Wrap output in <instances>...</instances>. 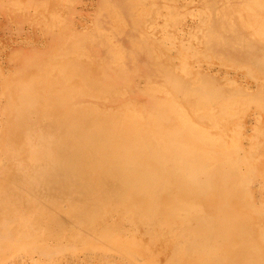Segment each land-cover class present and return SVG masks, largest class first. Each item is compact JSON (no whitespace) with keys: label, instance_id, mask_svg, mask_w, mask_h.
<instances>
[{"label":"rangeland","instance_id":"obj_1","mask_svg":"<svg viewBox=\"0 0 264 264\" xmlns=\"http://www.w3.org/2000/svg\"><path fill=\"white\" fill-rule=\"evenodd\" d=\"M122 1L0 0V165L11 169L6 181L3 179L6 173L0 175V199L7 203L6 209L18 214V252H15L18 264H190L197 260L198 242L192 247L187 246V240L184 242L185 235L191 231L188 223L180 219L175 222L165 214L143 219L146 207L136 206L135 201L123 214L118 203L107 199L110 196L107 188L117 182L116 173L129 169L130 155L141 157L149 149L125 138H113L115 144H112L100 133L107 129L111 132L112 128L110 111L104 109L116 108L129 100L146 108L150 103L164 107L165 103H171L174 107L200 106L201 112H208L206 117L184 115L176 123L181 133L179 138H190L194 146L199 145L193 154L197 157L189 161L200 163L206 154L215 155L213 159L220 162L237 160L240 175L247 171V166L255 167L260 175L247 185L254 197V213L249 215L255 225L264 228V80L247 78L242 71L245 65L235 60L225 62L226 58L218 55L209 56L210 60L202 64H183L179 71L164 77L139 68L144 66L142 61L147 66L143 56H139L135 75L130 60L120 57V52L119 57L115 56L117 46L123 51L131 49L138 36L146 34L149 35L146 50L160 49L161 43L163 47L166 45L167 29L162 33L158 28L150 32L145 24L135 30L129 11L119 13L127 22L120 27L117 16L110 14L108 8ZM175 4L181 10L183 0ZM162 19L150 23L147 19L145 23L157 27ZM186 22L178 25L175 32L190 30ZM165 50L166 58L176 57L177 52ZM205 63L212 69L206 68ZM89 80H102L115 86L126 84L128 96L106 101L90 98L93 91L81 86V81ZM15 82L29 86L18 93V120L10 124L3 95H13ZM61 82L64 90L81 89L86 94L65 91L68 99L63 104L92 106L104 110L102 114L79 118L74 113L65 118L59 106L60 92L36 94L35 90L39 89H58ZM30 107L38 112L28 110ZM156 119H142L147 132L171 125L172 120L164 115ZM214 131L221 133L220 137L214 136ZM15 132H18V155L8 153L5 148L8 142L12 143L8 137ZM174 132L178 131L174 129ZM71 137L83 139L78 146L82 165L79 173L69 176L64 174V155L76 152L68 142L67 138ZM192 138H204L205 143L194 144ZM209 138L221 139L210 141ZM27 139L32 142L29 147ZM229 143L234 145L233 151L225 150ZM113 145L116 147L112 148ZM120 146L126 148L123 151L127 154L119 152ZM159 150H151L147 160L157 169L161 167L158 163L161 157L165 158L164 152L174 154L176 150L180 154L174 145ZM105 154L113 157L100 160L96 166L98 156ZM52 170L56 172L53 174ZM94 197L91 210L88 199ZM102 203L110 205L99 206ZM253 214L258 217H252ZM7 216L11 221L14 218L12 211ZM215 223L225 229L229 226L222 214L216 215ZM106 227L108 232L104 231ZM89 230L95 234L102 232L104 236L91 241L86 238ZM230 235H225L226 241L234 238ZM150 243L155 245L148 246ZM219 243L223 244L222 240H217L213 247ZM161 245L166 254L159 258L150 249L158 251Z\"/></svg>","mask_w":264,"mask_h":264},{"label":"bare ground","instance_id":"obj_2","mask_svg":"<svg viewBox=\"0 0 264 264\" xmlns=\"http://www.w3.org/2000/svg\"><path fill=\"white\" fill-rule=\"evenodd\" d=\"M176 1L123 0L121 4H111L108 8L110 14L117 16V25L120 27L122 24L126 26L127 22L119 13L129 11L130 20L135 30H139L140 25L142 27L145 24H147V29L150 32L158 28L157 30H161L160 33H162L167 29L165 34L166 45L163 47L161 43L160 49L146 50L149 38V35L146 34L138 36L134 44H131V49H124L125 51H123L121 47L117 46L115 56L119 57L120 52V57L130 60L133 65L132 73L135 74L137 71L138 65L135 67V63L139 56H143L142 58L147 64L146 66L142 61L144 66L139 68H144L147 72L150 70V73L164 77L169 72L179 71L183 64L193 62L202 64L206 59L210 60L209 56L218 55L226 58L225 62L235 60L245 65L242 67V71L246 72L247 78L264 80V0H183L181 10L175 7ZM159 2L160 4H158ZM153 15L156 17H152ZM147 19L149 23L152 20L162 19V23L157 24V27H155L145 23ZM185 21H188L185 24H189L186 27H190V30L175 32L176 27ZM180 28L182 29V27ZM165 49H172L177 52L176 57L174 59L166 58ZM170 64H173V66H170ZM205 66L212 69V66L209 67L207 63H205ZM221 67L225 68L224 66ZM218 72L221 71L218 70ZM148 77L149 75L146 74L145 78ZM12 85H14L13 95L11 93L8 97L6 93L3 95L4 99L7 100L5 107L6 113H8L7 116L11 119L10 124L18 120V93L21 94L26 91L29 86L26 83L18 84V82ZM116 85H107L102 80L81 81V86L85 90L89 88L93 91L90 98L104 99L105 101L111 98L126 99L128 96V91H125L127 85L119 83H116ZM59 86L58 89H39L35 91L36 94H39L40 91L47 94L60 92L58 93V99L61 101L59 106L63 111L62 116L65 118L74 113L77 115L75 117L79 118L81 116L101 115L102 111L109 110L112 125L111 132H108V129L103 133L100 132L102 136L107 138L106 142L115 144L113 138H125L132 140L133 143H141L142 146L149 147V149L142 152L141 157L130 155V158L127 159L129 169L125 168L123 171L117 172V182L113 185L111 183L107 188L110 191V196L107 199L109 198L110 202L115 201L113 204L118 203L123 214L136 202V206L146 207V213H143L141 217L143 219L150 220L149 217H152V215L165 214L172 217L175 222L180 219L188 223L187 225H190L192 232L189 231L188 235H185L184 242L187 240V246L190 247L194 246L196 242L199 244V248L196 249L199 257L190 264H264V228L255 225L249 215L254 213L252 210L254 197L249 193L247 185L256 176L260 175L255 171L256 168L247 166V171L240 175L236 167L237 160L226 159L223 160L224 162H220L213 159L215 157L213 154H206L200 163H197V161L191 163L189 160L197 157L193 154L196 153L195 150L199 148V145L194 146L192 141L189 140L190 138H179L181 133L179 128L176 127L179 118L184 115L189 116V118L194 115L206 117L209 115L208 112H201L203 108H200V106L193 108L190 105L177 104L174 107L171 106V103H165V107L161 105L154 106L156 104L150 103L149 108H146L141 105L135 106L132 102H129L130 100L119 104L116 108L104 110L92 106L74 105L73 107L71 104H63L68 99L66 92H77L83 96H86V94L82 93L83 90L81 89L78 91L64 90L62 82ZM103 89L108 91H102ZM65 108L72 111V113L68 114ZM28 110L38 112L35 107H30ZM193 111L197 114H193ZM162 115L167 120L168 118L172 120L171 125L164 129L159 128V130L154 129L147 132L141 122L142 119L157 118L156 120H160ZM216 115L219 116L218 113ZM5 119L9 120L7 117ZM79 121H83V119ZM119 122H121L120 128H118ZM129 129L134 130L135 133ZM174 129L178 132H174ZM212 134L216 137L221 135L218 131H214ZM8 138H11L12 143L8 142L6 144V151L18 155V132ZM67 139H69L68 142L72 150L76 151L64 155L66 163L64 174L70 176L80 172L79 167L82 165V157L78 153L80 152L78 146L82 145L83 139L79 137ZM192 139L195 140L194 144L201 143L200 141L205 143L204 138ZM219 139L221 138H209L210 141H218ZM27 141L28 147L31 146V140L27 139ZM171 145H174L180 151V154L177 155L176 150H174V154L164 152L163 156L165 158L161 157L162 161L159 160L158 162L161 164L159 169L147 161L151 150L152 152H161L159 148L163 150ZM111 147L115 148L116 145ZM120 147L119 152L126 149ZM226 149L233 151L234 145L229 143L225 147ZM231 153L233 152L229 154ZM123 154L127 153L123 151ZM109 157L112 158L113 156L107 154L98 156L96 166L100 164V160H108ZM220 157L222 156L220 155ZM10 170L9 167L0 165V175L2 172L3 174L6 173L3 176L5 181L7 175H10ZM55 172L52 170L53 174ZM262 189H264V183ZM97 190H99V186ZM1 195L0 188V198ZM94 200L95 197L88 199L89 204L91 203V210H93L94 202L92 201ZM131 201L133 204H131ZM5 204L7 203L0 199V264H18V258L15 256V252H18V214L14 210L6 209ZM109 205L102 203L99 206H106L107 208ZM223 206H226V209L221 208ZM10 211L14 216L12 221L7 218ZM217 214L225 215L229 223L226 229L215 223ZM253 216L258 217V214H253ZM108 228L106 227L104 231L108 232ZM227 232L233 234L234 238L226 241L225 235L232 237ZM181 234L182 232L179 233V235ZM98 236L103 237L104 235H102V232L95 234L89 230V235L86 238L95 241ZM107 237L110 239L109 236ZM217 240H222L223 244L219 243L213 247ZM85 244L86 239L83 246ZM150 245L154 246L155 244L150 243L148 246ZM161 247L162 245L158 251L157 249L155 251L150 249V251L159 258L163 257L166 251L165 248ZM40 249L45 250L43 247H40Z\"/></svg>","mask_w":264,"mask_h":264}]
</instances>
